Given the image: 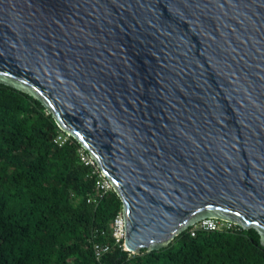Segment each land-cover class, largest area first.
<instances>
[{
	"label": "water",
	"instance_id": "obj_1",
	"mask_svg": "<svg viewBox=\"0 0 264 264\" xmlns=\"http://www.w3.org/2000/svg\"><path fill=\"white\" fill-rule=\"evenodd\" d=\"M0 84L90 153L129 253L208 218L264 246V0H0Z\"/></svg>",
	"mask_w": 264,
	"mask_h": 264
},
{
	"label": "trees",
	"instance_id": "obj_2",
	"mask_svg": "<svg viewBox=\"0 0 264 264\" xmlns=\"http://www.w3.org/2000/svg\"><path fill=\"white\" fill-rule=\"evenodd\" d=\"M60 129L43 104L0 84V264H264L257 230L232 232L190 228L165 248L131 254L110 243L101 262L89 242L108 231L123 201L111 191L98 205L91 167L79 158L82 145L70 137L55 143Z\"/></svg>",
	"mask_w": 264,
	"mask_h": 264
},
{
	"label": "built area",
	"instance_id": "obj_3",
	"mask_svg": "<svg viewBox=\"0 0 264 264\" xmlns=\"http://www.w3.org/2000/svg\"><path fill=\"white\" fill-rule=\"evenodd\" d=\"M60 133L57 136L55 143L59 146H62L65 142L69 140V134L65 133L60 129ZM83 148V147H82ZM79 158L80 161L88 167H91L90 176L95 177V186L94 190L87 197V203L98 205L102 199H104L111 191H114L113 185L105 176V174L98 167L95 160L92 158L90 153L85 149L79 150ZM218 231V232H232L240 230V227L232 222L227 220L219 219V218H208L201 220L200 222L194 224L190 227V233L192 236H195L196 231ZM98 235L103 236H111L114 241V245L121 247L126 251L124 245V236H125V226H124V218L122 210L118 213V215L113 220L111 227L108 231H99L94 230L91 233L89 238V242L92 244V250L95 256V259L99 262L103 259V257L111 251L112 245L110 243L105 242H97L95 238Z\"/></svg>",
	"mask_w": 264,
	"mask_h": 264
}]
</instances>
